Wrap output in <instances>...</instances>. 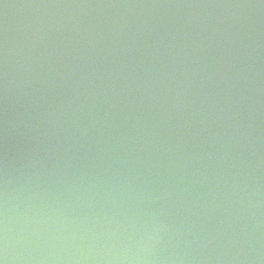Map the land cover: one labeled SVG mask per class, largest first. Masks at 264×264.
<instances>
[{
    "label": "water",
    "instance_id": "water-1",
    "mask_svg": "<svg viewBox=\"0 0 264 264\" xmlns=\"http://www.w3.org/2000/svg\"><path fill=\"white\" fill-rule=\"evenodd\" d=\"M3 264H264V0H0Z\"/></svg>",
    "mask_w": 264,
    "mask_h": 264
},
{
    "label": "clouds",
    "instance_id": "clouds-1",
    "mask_svg": "<svg viewBox=\"0 0 264 264\" xmlns=\"http://www.w3.org/2000/svg\"><path fill=\"white\" fill-rule=\"evenodd\" d=\"M0 264H3V262H2V261H0Z\"/></svg>",
    "mask_w": 264,
    "mask_h": 264
}]
</instances>
